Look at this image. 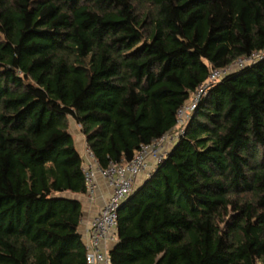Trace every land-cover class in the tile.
Masks as SVG:
<instances>
[{"label":"trees","instance_id":"obj_1","mask_svg":"<svg viewBox=\"0 0 264 264\" xmlns=\"http://www.w3.org/2000/svg\"><path fill=\"white\" fill-rule=\"evenodd\" d=\"M228 69L119 208L111 264H264V0H0V264H87L70 121L122 165Z\"/></svg>","mask_w":264,"mask_h":264},{"label":"built area","instance_id":"obj_2","mask_svg":"<svg viewBox=\"0 0 264 264\" xmlns=\"http://www.w3.org/2000/svg\"><path fill=\"white\" fill-rule=\"evenodd\" d=\"M248 61H238L234 66L242 67ZM230 69L226 71H212L207 82L200 86L187 105L177 112V126L169 134L153 142L149 146H142L130 162L122 165L110 164L105 170L99 169L94 155L85 149L87 166L83 168L86 194H93L95 178L99 175L111 189L108 201L101 208L99 214L88 224L86 262L87 264H111L107 251L103 248L106 243L116 242L118 229V210L131 195L136 178L142 173L150 171L160 163L176 140L183 134L184 126L195 110L206 89L218 82ZM167 143V147H165ZM152 171V170H151ZM150 173V172H149ZM149 175V174H148Z\"/></svg>","mask_w":264,"mask_h":264},{"label":"crops","instance_id":"obj_3","mask_svg":"<svg viewBox=\"0 0 264 264\" xmlns=\"http://www.w3.org/2000/svg\"><path fill=\"white\" fill-rule=\"evenodd\" d=\"M78 127V126H77ZM75 147L82 159V166L83 168L87 166V161L85 158V139L84 136L81 134L80 130L73 129V133L70 131ZM150 171L142 173L139 175L136 180L134 181L133 190L139 187L147 178L149 172L153 170V166H150ZM111 195V189L108 187L107 183L97 175L95 178V189L93 194H85L76 196L81 202L82 205V219L78 228L79 234L82 237V242L84 245L87 243V227L88 224L99 214L101 208L104 204L108 201ZM114 243H106L103 245V248L109 252V250L114 246ZM102 264V263H99Z\"/></svg>","mask_w":264,"mask_h":264},{"label":"rangeland","instance_id":"obj_4","mask_svg":"<svg viewBox=\"0 0 264 264\" xmlns=\"http://www.w3.org/2000/svg\"><path fill=\"white\" fill-rule=\"evenodd\" d=\"M73 129H78V130H80V128L79 127H77V125L76 124H74L72 121H70V131L73 133ZM165 147H167V149H168V147L169 146H167V143H166V145H165ZM262 264V263H261Z\"/></svg>","mask_w":264,"mask_h":264}]
</instances>
